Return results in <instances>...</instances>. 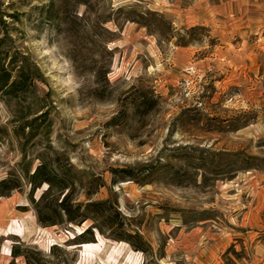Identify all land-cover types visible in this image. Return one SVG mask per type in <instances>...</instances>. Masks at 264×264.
<instances>
[{"label":"rangeland","instance_id":"obj_1","mask_svg":"<svg viewBox=\"0 0 264 264\" xmlns=\"http://www.w3.org/2000/svg\"><path fill=\"white\" fill-rule=\"evenodd\" d=\"M0 38L34 78L0 97V182H22L0 195V264L19 244L34 264H264V0H0ZM42 160L130 243L42 227L23 172Z\"/></svg>","mask_w":264,"mask_h":264},{"label":"trees","instance_id":"obj_2","mask_svg":"<svg viewBox=\"0 0 264 264\" xmlns=\"http://www.w3.org/2000/svg\"><path fill=\"white\" fill-rule=\"evenodd\" d=\"M54 5L47 12L51 13ZM53 12L49 20L55 21L59 18ZM11 18L19 21V14H11ZM4 39L0 38V97L8 96L10 98H19L32 92L34 78L31 74L26 60L18 56H10L8 51L2 49ZM150 109V108H149ZM45 114L35 117L33 120L26 121L22 126L24 133L27 128H33L34 123L44 119ZM42 123V122H41ZM250 158H245V167H252ZM73 166H70V170ZM129 174L131 179H135L134 170L123 169ZM25 177L30 185V201L34 205L38 223L44 227H53L62 225L64 222L82 226L84 223L91 221L93 224L85 229L81 234L73 238L77 244L96 243L95 233L98 231L104 234V230H118L116 238L118 240L130 241L129 234L125 232V223L119 217V213L114 210L109 200H92V193L87 195V202H77L75 198L76 182L66 173L61 172L56 164H50L45 160L34 170L25 168L23 170ZM98 188L104 185L98 177ZM21 180H3L0 182V195L10 198L12 192L21 190ZM42 186H47L45 192L37 200L35 193ZM96 193V192H95ZM130 243V242H129ZM239 259L238 253L235 252ZM14 260L10 264H15V259L23 258L26 264H34L30 251L22 248V245H14L11 250Z\"/></svg>","mask_w":264,"mask_h":264}]
</instances>
